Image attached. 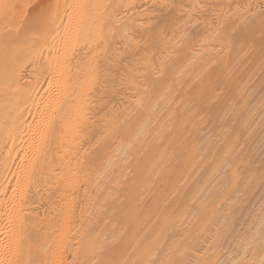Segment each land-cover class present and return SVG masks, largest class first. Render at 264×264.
<instances>
[{"label":"bare ground","instance_id":"obj_1","mask_svg":"<svg viewBox=\"0 0 264 264\" xmlns=\"http://www.w3.org/2000/svg\"><path fill=\"white\" fill-rule=\"evenodd\" d=\"M0 264H264V0H0Z\"/></svg>","mask_w":264,"mask_h":264}]
</instances>
